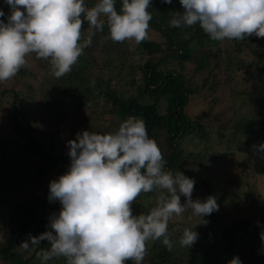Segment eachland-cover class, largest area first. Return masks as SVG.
Instances as JSON below:
<instances>
[{
	"label": "trees",
	"instance_id": "16d2710c",
	"mask_svg": "<svg viewBox=\"0 0 264 264\" xmlns=\"http://www.w3.org/2000/svg\"><path fill=\"white\" fill-rule=\"evenodd\" d=\"M115 6L119 12L122 0H115ZM148 10L152 15L148 38L139 44L130 40L140 54L127 50V41L114 42L110 37L105 44L99 41L108 30L106 22L103 31H96L97 38H92L91 45L83 49L71 71L64 75L65 80L77 88V92L68 94L63 89L57 91L51 100L42 101L41 106L50 111V114L45 113V124L35 121V108L27 109L22 115L15 95L8 99L6 89L0 91V107H6L5 110L1 109V112H5L0 113V124H9L12 131L11 135L0 136V264H42L38 253L50 247L49 241L41 240L38 244L29 241L27 250L22 247V242L45 232H53L50 221L58 215L62 206L59 201L49 202V183L55 180L52 174L58 178L68 171L69 141L75 140L84 131L102 135L111 131L115 133L129 117L141 119L149 138L155 140L162 152L166 161L164 170L171 171L174 176L177 172L183 173L195 181L194 189L204 187L210 194L206 181L193 178L189 169L190 165L197 163L201 166L204 154L198 153L201 157L194 156L195 161L191 163L181 142L186 136L204 137L206 130H212L205 128L187 112L190 96L197 89L189 85L183 70L190 64L193 73L210 66L218 71V77L223 75L229 78L242 70L243 74L257 81L264 72V38L252 35L243 40L216 41L199 25L172 27L170 20L176 12L183 11L179 0H172L170 4L163 0H150ZM7 18L4 15L0 21L7 23ZM88 27L84 19L81 43L89 34ZM152 34L157 38H150ZM101 46L102 55L96 58L94 52H98ZM135 56L144 60L134 64ZM99 64L100 67L97 66ZM125 77H128L127 80H124ZM255 93L248 91L247 96L260 112L259 115L240 118L233 123L231 130L264 134V93L262 95V91H259L258 97ZM99 103L103 115L97 116L98 113L94 111H90L89 115L84 112L85 106L89 105L87 108H90L91 105L95 110ZM115 119H118L116 126ZM225 125L219 128L221 132L226 130ZM254 151L257 156L254 163H250V166L241 164L244 169L242 173L248 177L251 174L264 176V152L257 148ZM261 156L263 160L258 159ZM27 172L36 175V181L29 188L39 186L41 193L35 191L34 196L23 199L18 193L28 188L22 176ZM47 175H50L49 178ZM46 179L49 181L46 182ZM141 194L132 207L144 203ZM210 196L219 199L212 193ZM11 198L13 203H10ZM41 207L42 210H39ZM139 214H142L141 211L135 215ZM210 218L215 222L214 213ZM217 227V236L223 240L225 247L222 256L238 250L235 255L247 254L246 260L251 259L252 264H264V206L250 217ZM176 233L169 221V238L172 240ZM172 250L165 247L161 237L149 248V254L145 255L142 264H175ZM191 253L195 257V264H216ZM47 264L67 262L66 258L58 257ZM125 264L136 262L126 260Z\"/></svg>",
	"mask_w": 264,
	"mask_h": 264
},
{
	"label": "clouds",
	"instance_id": "9594fccd",
	"mask_svg": "<svg viewBox=\"0 0 264 264\" xmlns=\"http://www.w3.org/2000/svg\"><path fill=\"white\" fill-rule=\"evenodd\" d=\"M170 4L172 0H163ZM182 12L170 20L172 27H199L212 40H243L255 35L264 38V0H179ZM11 14L0 21V82H6L27 65L26 56L51 59L52 75L69 73L90 46L96 31L107 23L114 42L148 38L152 19L150 0H98L91 8L85 0H5ZM5 13L0 10V17ZM89 34L81 43L84 19ZM68 171L49 183V202L59 201L61 210L50 221L53 232H45L22 242L50 247L38 253L42 264L64 257L67 264H142L146 242L163 237L172 250L168 222L189 209L198 223L218 210L213 196L192 199L195 181L177 172L165 171L166 161L155 140L149 138L143 120L129 117L118 131L95 134L84 131L69 141ZM264 147V146H262ZM161 190L156 206L147 215H134L133 202L141 193ZM164 190H166L167 195ZM180 195L185 202L182 204ZM198 233L185 229L181 247H191ZM228 264H241L233 257Z\"/></svg>",
	"mask_w": 264,
	"mask_h": 264
},
{
	"label": "rangeland",
	"instance_id": "374dc122",
	"mask_svg": "<svg viewBox=\"0 0 264 264\" xmlns=\"http://www.w3.org/2000/svg\"><path fill=\"white\" fill-rule=\"evenodd\" d=\"M97 2L98 0H85V5L91 8ZM0 10L6 13V17L11 14V9L5 3V0H0ZM87 31H89V27ZM109 35L108 29L105 36L100 38L99 41L105 44L108 37H110ZM96 36L97 34L95 33L92 38L94 39ZM150 38L155 39L157 36L152 34ZM126 41L124 42L128 44L127 50L140 54V51L134 46L132 41ZM102 49L103 47L101 46L98 52H94L96 58L101 57ZM26 60L27 65L22 67L16 76L6 82H0V91L6 89L8 99L13 94L15 95L18 105L21 106L22 115H25L27 109L35 108L37 110L35 121L45 124L47 122L45 113L50 114V111L45 110L41 106L42 101L51 100L57 91H62L63 89L68 94L76 93L77 88L74 87L72 82L65 80L64 76L56 78L52 75L50 58L43 60L37 58L35 53H31L26 56ZM143 60L142 57L135 56L134 64H139ZM100 64L97 66L100 67ZM172 65L175 64L172 63ZM190 66L191 64L187 65L183 73L187 77L189 85L197 89V92L190 96L187 112L205 128L209 127L212 130H206V136L204 137H196V135L186 136L181 142L184 152H186L191 163L193 160L195 161L194 156H197V158L201 157V154L197 155L198 153L204 154L202 165L200 166L198 163L195 166L190 165L189 169L193 178H200L201 181H206L210 194L212 193L219 198L216 200L219 207L217 211L213 212L216 217L215 222L210 218V215L203 218L208 221L206 225L198 223V218L192 214L191 209L182 216H173L169 220L177 232L175 236H172V241L174 242L172 252L175 264H195V257L192 256L191 252H194L196 257L199 256L201 260H210L216 264H228L233 257H238L241 264H252L253 261L251 259L246 260L247 254L235 255L234 253L238 250L222 256V250L225 247L223 240L217 236L219 232L217 226L227 225L234 220L250 217L256 210L264 206V176L262 174L245 176L242 173L244 169L241 165L250 166V163H254L255 148L264 152V147H262L264 146V134L246 130H240L239 132L231 130L233 123L240 118H251L253 117L252 115H259L260 112L256 110V106L249 102L247 93L253 90L256 92V97H258L259 91H262L263 95L264 72L261 71V77L255 81L248 75L243 74L242 70L235 74L233 78H229L222 74H220L222 76L218 77V71L212 70L210 66H206L196 73L192 72L191 68H189ZM127 78L125 77L124 80H127ZM113 83H115V79ZM88 106L84 107V112L88 115L90 111L98 113L97 116L103 115V113H100L102 111L101 103L96 106L99 108L95 107V110H92L93 107L91 105L90 108H87ZM5 108V106L0 107L1 114L5 112ZM1 109L4 110L1 112ZM160 110H163V106H161ZM117 120H114V126H116ZM223 124H226V130L221 132L219 128ZM11 134L12 131L9 124H0V136L5 137ZM258 159L263 160V157L261 156ZM22 176L24 177L23 181L26 179V188H28L24 192H19L18 195H22L23 199H25L34 196L35 191L41 193L39 186L29 188L36 181V175L32 172H27V175L22 173ZM49 176L47 175V178ZM52 176L55 180L57 179L55 175L52 174ZM45 181L48 182L49 179ZM160 192L161 190L156 189L148 194H141L144 203L139 207H132L133 214L135 215L140 211L142 214L139 215L149 214L151 209L156 206V198ZM164 192L167 195L166 190ZM210 194L206 188L199 187L192 192V199L204 201ZM180 200L182 204L185 202L183 195H180ZM10 203H13L12 198ZM39 210H42V207ZM6 212L8 213L9 211ZM185 229H192L198 233V239L189 248L181 247L179 244ZM153 243V240L146 242V255L149 254V248ZM262 256H264V252H262Z\"/></svg>",
	"mask_w": 264,
	"mask_h": 264
}]
</instances>
